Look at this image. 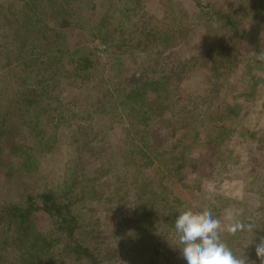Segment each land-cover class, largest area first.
<instances>
[{"label":"trees","instance_id":"1","mask_svg":"<svg viewBox=\"0 0 264 264\" xmlns=\"http://www.w3.org/2000/svg\"><path fill=\"white\" fill-rule=\"evenodd\" d=\"M76 2L77 0H22L20 8L9 7L8 9L0 5V40L3 42L0 44V81L6 85L7 91L9 88L12 89L6 94L13 93L12 98L5 99L6 104L0 108V172L7 178H13L22 171H16L17 164L26 165L27 161H30L28 142L41 146L45 153L53 154L56 151L57 135L53 136L49 143L43 142L45 136V130L42 128L43 117L50 114V94L55 89L60 90V70L57 67L62 66L67 58H64L63 51L56 54L54 51L58 50L53 49L36 59L35 62L39 63L38 70H33L26 76L15 77L9 62L5 61L7 58H4L12 53L6 50L4 39H7L8 33L12 36L20 35L26 31L25 28L29 27L38 32L45 43L59 49L65 47L69 49L61 31L74 27L80 19V13L74 8ZM142 2L143 0H131L129 4L134 7L129 6L118 22L110 24L111 28L98 29L96 33L93 30V35L98 37L102 33L109 36L110 30L127 32L130 28H134V16L132 18L131 15L136 12L135 17L144 16ZM235 2L236 7L229 11L230 13L221 14L225 20L221 24L225 26H220L233 41L229 43L228 40L227 45L212 44L206 48L202 56L188 57L185 54L181 55L177 50L180 45L184 44V41L189 43L187 42L189 37L188 33L182 32V28L178 26L172 29L171 23L175 19L178 25L187 24L190 27L192 18L184 10H180L179 13L171 12L169 10V7L173 5V3L170 4L171 2L168 4L166 16L159 20L148 19V26H146L148 30L134 28L130 31L134 42L126 53L132 59L134 58L136 63L134 65L140 74H134L132 76L134 78L128 80L129 87H125L127 90L117 91L118 94L112 95L110 100H108L111 96L109 93L101 98L96 97L92 103L93 109H90L84 118L82 116L81 122L87 121V117L90 116H97L96 120L111 118L113 111L119 106H122L125 112L131 108L130 115L138 119L135 121L139 125L144 126L145 130L142 135L148 136L142 137L143 145L136 150L130 152L124 150L128 167H135L139 164L138 173L127 180L124 186L118 189L114 185L111 191H107L102 196L105 199L99 202L103 201L107 206L104 214L97 208L93 214L81 217L76 214V204L73 198H69L70 193L59 196V194L48 191L39 192L35 196L26 194L23 203L14 202L10 204V207L0 205V219L8 220L9 224L7 231H4L7 237L0 240V253L7 252L5 258L9 264H20V262L62 264L64 254L70 256L72 264H74L73 257H75L76 264H80L83 258L91 263L93 260L94 264H187L180 251L183 246L178 242L175 221L184 210L189 208L193 211L199 210L194 204L177 197L174 193L175 186L182 181L186 168L191 167L194 173L203 175L211 164L216 150L209 147L217 146L216 138L212 137V128L220 130L216 125L222 109V98L235 89L231 80L238 72L241 44L247 42L253 46L256 53L264 50V35L256 32V40H252L253 34H250L244 24L247 17L264 22V0H235ZM179 6L183 5L179 4ZM171 15L175 16L171 18ZM100 24L102 25V22ZM258 29L260 32V25ZM190 30L192 31L191 28ZM262 30L264 32V27ZM108 39L109 37H105L104 40L107 42ZM21 43L27 44L26 42ZM69 51L66 50L67 54L70 53ZM117 52L123 54V49ZM51 54H56L54 58H57L55 61L57 67L49 64ZM91 57L92 54L87 53V56L79 57L77 62L74 59L69 61L67 59L65 63L69 65L75 63L84 71L91 69L94 63ZM252 58L255 57L252 55ZM260 63L264 68V62ZM161 64H163L162 69L166 68L167 74L163 71H156V74H163V77L156 80L145 78L144 71ZM201 69L205 71V74L203 75L204 81L196 86L199 88L196 89L199 94L198 96L188 95L186 106L179 110V116L183 124L181 130L202 133L207 139L208 150L205 152L203 150L200 155H197L194 145V147H186V143L184 144L178 138L175 143L174 151H177L175 157L170 156V159H167L159 156L165 160L160 162L162 165H157L162 172V177L151 180L157 184L158 188L153 189V183L150 182L143 188L141 181L144 179V174L151 172L157 164L148 153H145L151 140V135L148 133L150 132L149 127L152 122L155 125L157 118H161L158 119L160 121L165 117L166 110L175 99V90L180 89L189 76L194 77ZM78 75L81 77V74ZM131 103L134 104L133 108ZM15 120L19 121L16 123ZM208 125L211 126L209 129H207ZM167 129L170 128H167L165 124L160 127L161 131ZM174 131L178 130L174 128ZM94 133L95 131L91 129L83 134L80 141L81 146L77 147L78 153H91L95 144ZM175 134L181 135L180 132H175ZM173 135L167 138L166 143H171L169 141ZM191 140L193 142L194 137ZM178 152L183 157L180 164H177ZM30 171L32 170L29 168ZM258 176L254 177L257 178L256 181L248 182V179H245L247 182L243 181L247 184L245 186L248 195L247 202L230 201L231 203L225 210L217 209L215 210L216 215L213 216L226 222L223 215L226 216L231 212L236 219L245 224H252V232L243 231L230 235L224 231L221 234L222 240L232 251L238 257L244 254L249 264L253 261L255 264H260V260L256 257L255 246L259 243V239L264 237V177ZM251 178L254 179L253 176ZM72 187L73 190L77 189L76 186ZM125 187L126 189L120 193ZM142 188L145 189L144 192ZM209 195L208 193V197ZM94 201L95 199H92L90 204ZM90 210L93 209L90 208ZM43 220H49L52 225L56 226L57 236L43 242L42 245L45 248L35 251L46 228L36 227L39 221ZM155 222L159 223V229L154 227ZM117 223L118 229L115 227ZM19 229L22 231L18 232ZM10 234L15 235L8 238ZM137 235L141 239H138ZM252 238L253 242L249 244ZM65 240L67 242L62 252L60 249L58 252H51V249L58 244L60 246ZM47 247L50 250H47Z\"/></svg>","mask_w":264,"mask_h":264},{"label":"rangeland","instance_id":"2","mask_svg":"<svg viewBox=\"0 0 264 264\" xmlns=\"http://www.w3.org/2000/svg\"><path fill=\"white\" fill-rule=\"evenodd\" d=\"M130 2L131 0H77L74 8L80 13V19L74 27L61 31L69 49L67 47L59 49L45 43L41 39L42 36L29 27L25 28L26 31L20 35L12 36L8 33L7 39H4L6 50L12 51L9 57L4 56V58H7L5 61L9 62L15 77L26 76L33 70H38L39 63L35 62L36 59H39L42 54H48L53 49L58 50L54 51L56 54L63 51L64 58H67L68 61L74 59L76 62L79 57L83 58L87 56V53H91V60L94 63L92 62L91 69L82 71L75 63L70 65L65 63L66 59L62 66L57 67L55 63L57 58H54L56 54H51L49 64L60 70L61 84L59 85L60 90L55 89L50 94V114L43 117L42 128L45 130L43 142L49 143L51 138L57 135V148L53 154H49L42 151L41 146L35 145L31 141V143L28 142V145L30 144L28 146L30 161H27L26 165L24 163L17 164L16 171L22 170L19 175H14L15 178H7L0 172L1 206L9 205L7 207H10V204L14 202L23 203L26 194L35 196L39 192L48 191L59 194V196L70 193L69 198H73L76 204V214L81 217L93 214L97 208L104 214L107 206H105V202L102 201V204L99 202L105 199L102 196L107 191H111L114 185L118 189L124 186L127 180L138 173L139 164L135 167H128L124 150L127 152L136 150L140 145H143L142 137L147 135H142L145 130L144 126L139 125L135 121L138 119L130 115L131 108L125 112L122 106H119L117 110L113 111L111 118L96 120L97 116H90L87 117V121L81 122V120L90 109H93L92 103L96 97L101 98L109 93L111 96L108 100H110L112 95L118 94L117 91L127 90L125 87H129L128 80L134 78L132 77L134 74H140L134 65L136 64L134 58L132 59L126 53V50L134 42L130 31L134 28L148 30L146 28L148 19L159 20L166 16L169 2L173 3L169 7L171 12L179 13L180 10H184L192 18L190 27L187 24L185 26L178 25L175 23V19L171 23L172 29H176L178 26L182 28V32L188 33L189 41L187 42L189 43L184 41L186 45L182 44L177 49L181 55L202 56L206 48L212 44L224 43L227 45L233 41L220 26L224 25L221 24L224 20L221 14H228L233 10L236 7L235 0H143L142 14L144 16L137 18L135 17L136 12L131 15L132 18L134 16V28H130L127 32L108 30L109 36L102 33L98 37L93 35V30L96 33L98 29L111 28L110 24L118 22L129 6L134 7L129 4ZM126 4L129 5L125 6ZM179 4L183 6L180 7ZM0 5H3L5 9L20 8L22 0H0ZM174 16L171 15V18ZM244 24L250 34H253L252 40H256V32L259 35L264 34L262 20H252L247 17ZM258 25L261 27L260 32ZM105 37H109L107 42L104 40ZM1 43L3 42L0 40ZM119 49H123V54L117 52ZM66 50H70V53L67 54ZM252 52H254L253 46L247 42L241 44L238 72L231 80L235 89L222 98V109L216 125L220 130L212 128V137L216 138L217 146L209 147L215 149L216 152L212 156L208 170L203 175H197L191 167H188L182 175L180 184L178 182L175 186L174 193L177 197L194 204L199 211L210 210L213 216L216 215L215 210H225L231 203L230 201L247 202L248 195L245 189L247 184L243 182H247L245 179H248L249 182L256 181L257 178L254 177L258 175L264 177V68L260 61L252 58ZM162 65L152 66L144 71L145 78L156 80L163 77V74H156V71H163L167 74L166 68L162 69ZM202 70L194 77L189 76L181 88L175 90V99L166 110L165 117L160 121L158 119L161 118H157L155 125L153 122L151 123L150 132H148L151 135V140L145 153H148L157 164L151 172L144 174V179L141 181L143 188L148 182L153 183V189L158 188L157 184L152 181L162 177V172L157 165H162L160 162L165 160L159 156L167 159H170V156L175 157L177 152L174 151L175 143L178 138L184 144L186 143V147L195 146L197 155H200L203 150L204 152L208 150L207 139L202 133L181 130L183 124L179 116V110L186 106L188 95L198 96L199 92L196 89L199 88L196 86L204 81L205 71ZM78 74H81V77ZM5 86L0 81V108L6 104L8 98L13 96V93L6 94L12 89L9 88L7 91ZM133 105L131 103L132 108ZM238 105L239 107H237ZM18 121L15 120L16 123ZM164 124L170 129L161 131L160 127ZM54 127L57 128L54 129ZM210 127L208 125L207 129ZM174 128L178 131H174ZM91 129L95 131L93 135L94 147L91 153L80 154L77 150L81 146L80 141L83 134ZM175 132H180L181 135H176ZM171 134H174L169 141L171 143H166ZM17 135L21 136L19 133ZM193 137L192 142L191 138ZM162 153L164 154L161 155ZM92 154L95 155L92 156ZM178 158L177 164H180L183 159L180 153ZM29 168L32 171L29 172ZM118 179L120 180L116 183ZM72 186H76L78 190H73ZM71 187L72 189H70ZM125 189L126 187L121 189L120 193ZM92 199L95 201L90 204ZM223 216L225 217V215ZM8 225V220L0 219V240L7 237L4 231H7ZM55 227L49 220L39 221L36 228H45V232L35 251L45 248L42 245L43 242L57 236ZM115 227L118 229V223ZM154 227L159 229V223L155 222ZM46 230L48 231L46 232ZM20 231L22 230L19 229L18 232ZM14 235L10 234L8 238ZM137 238L141 239L139 235ZM66 242L65 240L60 246L56 245L51 249V252H58L59 249L62 252ZM47 250H50L49 247ZM6 253H0V264H9L5 258ZM64 256L65 264H72L70 256L65 254ZM73 260L76 264L75 257ZM20 264L25 263L20 262ZM80 264H94V262L92 260L91 263L83 258Z\"/></svg>","mask_w":264,"mask_h":264},{"label":"clouds","instance_id":"3","mask_svg":"<svg viewBox=\"0 0 264 264\" xmlns=\"http://www.w3.org/2000/svg\"><path fill=\"white\" fill-rule=\"evenodd\" d=\"M264 35V34H262ZM256 60L264 62V50L252 52ZM222 222L214 218L210 210L193 211L191 208L181 212L175 221L178 242L182 257L187 264H249L244 254L237 256L222 240L221 234L227 231L230 235L238 232H252V224H245L229 212ZM253 242V238L249 244ZM248 244V245H249ZM247 245V246H248ZM246 246V247H247ZM256 257L264 264V237L255 246ZM255 264V262H251Z\"/></svg>","mask_w":264,"mask_h":264}]
</instances>
